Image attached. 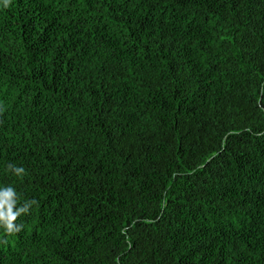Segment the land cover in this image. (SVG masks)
Listing matches in <instances>:
<instances>
[{"label":"trees","instance_id":"trees-1","mask_svg":"<svg viewBox=\"0 0 264 264\" xmlns=\"http://www.w3.org/2000/svg\"><path fill=\"white\" fill-rule=\"evenodd\" d=\"M0 200V264H264V0H0Z\"/></svg>","mask_w":264,"mask_h":264},{"label":"clouds","instance_id":"clouds-1","mask_svg":"<svg viewBox=\"0 0 264 264\" xmlns=\"http://www.w3.org/2000/svg\"><path fill=\"white\" fill-rule=\"evenodd\" d=\"M20 172H23V169H19ZM18 213H13L11 210V204L5 200H0V221L3 223L0 226H3L5 231L8 233H13L19 231V229H13V221L16 219Z\"/></svg>","mask_w":264,"mask_h":264}]
</instances>
